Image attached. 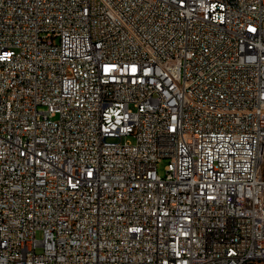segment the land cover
<instances>
[{
    "label": "built area",
    "instance_id": "1",
    "mask_svg": "<svg viewBox=\"0 0 264 264\" xmlns=\"http://www.w3.org/2000/svg\"><path fill=\"white\" fill-rule=\"evenodd\" d=\"M254 262L264 0H0V264Z\"/></svg>",
    "mask_w": 264,
    "mask_h": 264
},
{
    "label": "rangeland",
    "instance_id": "2",
    "mask_svg": "<svg viewBox=\"0 0 264 264\" xmlns=\"http://www.w3.org/2000/svg\"><path fill=\"white\" fill-rule=\"evenodd\" d=\"M166 164H167V160H163L162 162H160L159 163V172L162 174V175H164L165 174V166H166ZM42 232L41 231H38L37 232V237L38 238H42ZM39 250H40V248H39ZM253 264H258V263H256V262H254Z\"/></svg>",
    "mask_w": 264,
    "mask_h": 264
},
{
    "label": "trees",
    "instance_id": "3",
    "mask_svg": "<svg viewBox=\"0 0 264 264\" xmlns=\"http://www.w3.org/2000/svg\"><path fill=\"white\" fill-rule=\"evenodd\" d=\"M251 264H253V263H251ZM258 264H264V263H258Z\"/></svg>",
    "mask_w": 264,
    "mask_h": 264
}]
</instances>
